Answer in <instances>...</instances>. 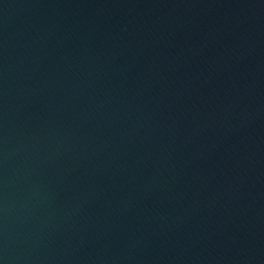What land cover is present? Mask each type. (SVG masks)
I'll use <instances>...</instances> for the list:
<instances>
[{"label":"water","instance_id":"1","mask_svg":"<svg viewBox=\"0 0 264 264\" xmlns=\"http://www.w3.org/2000/svg\"><path fill=\"white\" fill-rule=\"evenodd\" d=\"M0 264H264V0H0Z\"/></svg>","mask_w":264,"mask_h":264}]
</instances>
